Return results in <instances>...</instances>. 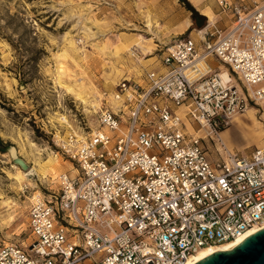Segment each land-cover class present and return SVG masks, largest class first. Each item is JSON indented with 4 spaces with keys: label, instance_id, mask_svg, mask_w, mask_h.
I'll list each match as a JSON object with an SVG mask.
<instances>
[{
    "label": "built area",
    "instance_id": "2783aa9c",
    "mask_svg": "<svg viewBox=\"0 0 264 264\" xmlns=\"http://www.w3.org/2000/svg\"><path fill=\"white\" fill-rule=\"evenodd\" d=\"M263 101L264 4L175 38L143 83L103 92L94 129L54 136L75 173L29 198L31 241L0 238V264H183L264 227V146L239 155L220 141L212 159L203 144Z\"/></svg>",
    "mask_w": 264,
    "mask_h": 264
},
{
    "label": "rangeland",
    "instance_id": "374dc122",
    "mask_svg": "<svg viewBox=\"0 0 264 264\" xmlns=\"http://www.w3.org/2000/svg\"><path fill=\"white\" fill-rule=\"evenodd\" d=\"M263 4L264 0H0V146L6 147L0 150V238L16 244L31 241L29 198L45 187L55 188L61 172L75 173L53 138L94 129L103 92H111L124 77L143 83L175 38L190 35L198 40L204 33L225 30L238 11L247 13ZM35 56L40 57L36 64ZM207 63L216 72L226 68L214 59ZM69 88L82 89L86 102ZM248 108L232 118L219 140L216 135L204 139L210 158L219 156L220 141L239 155L264 146V103L251 102ZM10 148L29 171L33 168L31 175L19 177V170L27 169L14 162ZM48 159L55 164L40 175V164Z\"/></svg>",
    "mask_w": 264,
    "mask_h": 264
},
{
    "label": "water",
    "instance_id": "95a60500",
    "mask_svg": "<svg viewBox=\"0 0 264 264\" xmlns=\"http://www.w3.org/2000/svg\"><path fill=\"white\" fill-rule=\"evenodd\" d=\"M13 160L23 169L28 168L17 156ZM194 264H264V227L230 249L216 251Z\"/></svg>",
    "mask_w": 264,
    "mask_h": 264
},
{
    "label": "bare ground",
    "instance_id": "6f19581e",
    "mask_svg": "<svg viewBox=\"0 0 264 264\" xmlns=\"http://www.w3.org/2000/svg\"><path fill=\"white\" fill-rule=\"evenodd\" d=\"M199 66L204 67L205 64H203L202 62H199ZM218 73H219L220 77L222 79H224V80H227L230 77V75L228 74L227 70L224 69L223 66L220 67ZM69 91L72 92L74 95H76L78 99L86 102V95L83 93L82 89L69 88ZM102 95L103 94H101V96ZM101 99L102 98H100V100ZM263 103H264V101H263ZM100 104H101V102H100ZM245 111L249 112V108L246 109ZM189 126L190 125H188V128H189ZM198 134H201V133H198ZM258 147H261V146H258ZM10 151H11L13 157H16L14 149L10 148ZM53 163L54 162L51 159H48V161H46L45 164H40V168L38 170V173H40V175H41V172L43 173L46 170L47 166H51ZM32 171H33V168L30 171H29V169L24 170V171L19 170V177L21 179H24V178L27 177V175H31ZM259 229H261V228H256L255 227V228H252V229L248 230L243 236H241V237H239V238H237L235 240H231V241H228L226 243L217 244V245H211V246H207V247L201 248L196 253H194L190 257H188L187 260L183 264H194V263L198 262L199 260L209 256L210 254H212V253H214L216 251L230 249L231 247H233V246L237 245L238 243H240L245 237L251 235L252 233H254L256 231H258Z\"/></svg>",
    "mask_w": 264,
    "mask_h": 264
},
{
    "label": "trees",
    "instance_id": "16d2710c",
    "mask_svg": "<svg viewBox=\"0 0 264 264\" xmlns=\"http://www.w3.org/2000/svg\"><path fill=\"white\" fill-rule=\"evenodd\" d=\"M39 58H40V57H38V56H35V57H33V59H34V61H33V62L36 64V63H37V61L39 60ZM0 144H1V143H0ZM5 148H6L5 146H0V150H3V151H4V150H5Z\"/></svg>",
    "mask_w": 264,
    "mask_h": 264
}]
</instances>
